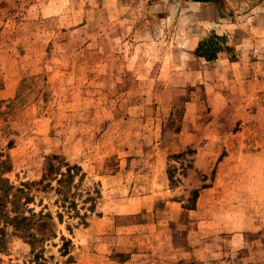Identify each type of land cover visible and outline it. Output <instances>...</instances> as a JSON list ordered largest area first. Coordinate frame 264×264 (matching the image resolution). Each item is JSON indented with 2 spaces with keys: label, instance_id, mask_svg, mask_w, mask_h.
<instances>
[{
  "label": "rangeland",
  "instance_id": "obj_1",
  "mask_svg": "<svg viewBox=\"0 0 264 264\" xmlns=\"http://www.w3.org/2000/svg\"><path fill=\"white\" fill-rule=\"evenodd\" d=\"M0 155L77 165L89 213L34 185L56 235L0 222V264H264V0H0Z\"/></svg>",
  "mask_w": 264,
  "mask_h": 264
},
{
  "label": "trees",
  "instance_id": "obj_2",
  "mask_svg": "<svg viewBox=\"0 0 264 264\" xmlns=\"http://www.w3.org/2000/svg\"><path fill=\"white\" fill-rule=\"evenodd\" d=\"M198 2H211L214 0H195ZM225 37L212 33L208 37L200 41L196 48V54L204 57L207 60L215 59L220 51L223 50L222 43ZM1 156V155H0ZM60 159L59 155H52L47 162L46 172L39 182L31 181L22 184V187H15L10 183L9 179L4 177V173L9 170V165L6 160L0 159V222L4 223V227L11 226L13 231L20 234L22 237L27 236L32 239L30 242L38 239L37 234L41 233L44 239V235L55 236L53 215L50 212L44 213L40 211L36 213L33 209L28 208L30 215H22L20 208L23 204L27 205L34 200V196L31 194V187L37 184H43L44 181L48 182L43 186L44 188L53 187L56 191L58 198L56 204L61 208L57 211V216L62 222L64 215L68 217H80L82 223L85 221L89 213L86 211L81 215L80 209H78V203L75 200L77 186L75 185V178L79 175L78 171L80 167L77 165L70 166L68 163L55 162ZM63 166H66V170L63 171ZM173 176V175H171ZM81 180V177H80ZM56 182V186H52V182ZM74 189V190H73ZM25 201L22 203V199ZM94 196H89L84 201L85 203L91 202V205L86 209L90 212L95 208ZM10 205V207H9ZM14 213V215H11ZM6 231L4 228H0V251L5 246Z\"/></svg>",
  "mask_w": 264,
  "mask_h": 264
}]
</instances>
